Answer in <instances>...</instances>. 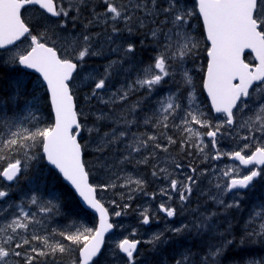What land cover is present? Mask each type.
Returning <instances> with one entry per match:
<instances>
[{
  "label": "snow or ice",
  "instance_id": "obj_1",
  "mask_svg": "<svg viewBox=\"0 0 264 264\" xmlns=\"http://www.w3.org/2000/svg\"><path fill=\"white\" fill-rule=\"evenodd\" d=\"M100 5L102 11L97 10ZM28 6H38L43 13L26 21L22 10ZM196 16L202 20L211 45L207 48L203 88L211 99L212 109L223 115L215 123L201 109L191 70L185 67L188 60L195 64L198 58L200 44L191 23ZM77 25L80 31L73 35ZM93 27L102 31L94 33ZM22 38L29 41L28 47L22 52L13 51ZM138 48L152 49L150 62H137ZM246 49L255 53L258 63L245 62L242 57ZM108 54L115 58L107 60L103 72L85 62L86 58H103ZM14 66L40 74L50 94L54 123L39 126L42 117L38 84L33 83L29 89L23 73L8 81L4 90L7 95H0V153H3L0 161H9L0 170V179L5 182L0 187V264H59V258L71 253L72 245L79 246L78 260L71 259L70 264H94L105 233L115 227L110 222L109 209L97 199L98 188L114 189L118 186L116 181L123 179L119 187L128 189L129 201L134 198L132 193L149 195L148 181L125 171L129 164L134 165V170L150 165V175L167 182L159 193L168 200L173 199L174 193L182 207L191 203L197 193L198 199L205 198V203L210 201L215 206L214 211L193 209V219L169 229L175 237H183L187 245H181L170 264H227L236 249L252 245L264 248V200L257 199L252 204L243 224L232 216L241 209L246 195L242 190L251 192L257 183L264 184V0H195L194 8L188 6V0H0V68ZM133 74L134 78L129 79ZM75 79L88 88L83 97L85 103L97 100L109 109L96 116L97 121L111 123L109 131L101 133L98 127L86 128V117L82 122L70 87ZM116 80L121 82L114 84ZM168 85L174 86L175 91L169 87L168 93L159 96L145 111V105L158 89ZM138 92L143 95L129 104V98ZM20 101L27 112L20 119L32 123V128L8 116L9 110L16 109ZM246 110L252 115L244 116ZM237 113L241 114L239 120ZM141 126L146 130L132 131L133 127ZM149 127L152 131L147 130ZM171 129L181 133V151L195 148L203 161L227 156L245 166L247 174L228 167L222 173L228 178L226 182H210L209 189H201L208 168H198L192 163L185 170L183 163L170 156V146L177 144L168 135ZM239 129H245L247 134L240 136ZM85 130L95 134V164L111 182L97 186L88 182L89 173L82 159L87 145L78 139ZM204 137L209 138L207 144ZM225 138L241 140L243 145L239 150L221 151L218 144ZM38 145L42 146L46 160L59 170L86 205L99 213V226L95 229L58 232L69 244L53 242L50 234L40 235L41 229L37 227L43 225L40 214L60 213L61 196L51 194L46 199L31 191L19 202L9 200L16 190L12 185L18 187L22 174L38 163L40 152L31 151ZM209 145L214 155L206 152ZM253 148L247 154L246 150ZM19 152L23 153V160L11 158L12 153ZM161 163L166 166L160 167ZM24 178L35 183L34 177ZM120 195L123 199L124 193ZM150 195L154 199L157 194ZM229 195L232 198L225 199ZM111 203L121 208L113 210L111 214L115 217L130 207L115 200ZM159 208L167 217L178 214L176 207L165 203ZM141 215L142 222L148 224V210ZM140 243L125 237L116 249L127 264H137ZM145 243L152 246L156 255L172 241L159 232ZM242 264H264V258L243 260Z\"/></svg>",
  "mask_w": 264,
  "mask_h": 264
},
{
  "label": "rangeland",
  "instance_id": "obj_2",
  "mask_svg": "<svg viewBox=\"0 0 264 264\" xmlns=\"http://www.w3.org/2000/svg\"><path fill=\"white\" fill-rule=\"evenodd\" d=\"M189 6V5H188ZM190 7V6H189ZM43 12L41 11V10H39L38 8H36V7H29V8H27L26 10H24V12H23V14L24 15H26V17L28 18V20H34L35 19V17H37V16H40L41 14H42ZM55 21V19H52V22H54ZM191 23L193 24V25H195V23H194V21L192 20L191 21ZM78 26V25H77ZM69 27H71V25L69 26ZM75 32L76 33H78L79 31L77 30V28H76V30H75ZM73 33V35H75L76 33ZM100 40L102 41L103 40V37H101L100 38ZM28 44H29V41L28 40H24V41H22V42H20L18 45H16L15 46V48H13V51H17V50H19V51H23L24 49H26L27 47H28ZM96 46L97 47H99V44L97 43L96 44ZM58 48H59V46H57ZM109 58H112V59H114V57L111 55V54H108L107 55V57L105 58V59H109ZM106 60V61H107ZM190 61H192V60H188L186 63H185V65L188 63V62H190ZM198 61H202V59L201 58H197L196 60H195V64L196 63H198ZM86 63H87V61H86ZM139 63V62H138ZM88 64V63H87ZM195 64H193V65H195ZM188 66H186V68H187ZM200 68H201V66H199ZM13 67H10V68H8V71L10 70V69H12ZM192 68L193 67H190L189 68V70H192ZM188 69V68H187ZM10 73H11V71H9ZM197 72H195V73H193L192 74V77H193V81H194V84H196V81H195V74H196ZM19 74H21V72L20 71H17V72H13V73H11L10 75H12L13 77L14 76H17V75H19ZM9 75V74H8ZM9 75V80L12 78L11 76ZM23 76H24V78L26 79V80H28V82H29V89H31V87H32V84L33 83H36V84H38L39 85V88H37V94H40V91L39 90H41V87H42V85H41V82H39V80L37 79V78H34V79H31V77L30 76H27L26 75V73L25 74H23ZM177 80H179L180 78H176ZM121 81L119 80L118 81V83H117V85L120 83ZM77 83L79 84V79H76V81H75V84H74V86H77ZM7 86H8V83H7ZM79 86V85H78ZM170 85H168L166 88H168ZM165 87V86H164ZM174 87V86H173ZM175 88V87H174ZM195 88H196V90L198 91V100H199V102L201 101V98H202V93L200 92V90H198V88H197V86H195ZM253 91V90H252ZM88 93V91L87 92H84V91H82V93H81V97H82V99H81V109H80V113L84 116V117H86L87 118V116H88V114L90 113V111L94 108V103H92L91 102V104H87V103H85L84 102V100H83V97L86 95ZM106 98V97H105ZM138 98H135V99H133V101H136ZM187 103V102H186ZM202 106V103L200 102V107ZM104 111H106V110H101V112H104ZM247 111V110H246ZM101 112H99V114L101 113ZM206 115H207V117L209 118V119H211L214 123L216 122V120H217V118H220V119H223V116H217V115H214V116H212V115H209L208 113H205ZM249 114H246V115H244V116H248ZM27 116V114H26V111H25V115L24 114H19V115H15L14 116V118L15 119H17V120H19L21 123L23 122V120H21L20 118L21 117H26ZM237 116H238V120H239V113H237ZM176 123H179V120H177L176 121ZM93 125H94V127H98V125L96 126V124H95V122L93 123ZM26 127H30L29 125H25ZM39 126H41V127H45V126H47V124L46 123H43V121L41 120V123H40V125ZM194 128H198V129H200V131H202V132H204V131H207V129H202V128H200V126L199 125H192ZM93 126H92V124L90 125V123L88 122V121H86V128H92ZM99 128V127H98ZM13 130H15V129H13ZM86 131V130H85ZM172 131V130H171ZM178 134H180L181 135V133L179 132ZM247 134V132H246V130L245 129H239V135L240 136H243V135H246ZM169 135V134H168ZM85 145H87L86 146V148H85V150L87 149V150H89V154H88V156H87V158L84 156V161L87 163V166L90 168V171H91V174H92V176H93V183L97 186V185H99L100 183H102V182H104V183H108V182H111L110 180H109V177L108 176H106V175H104L103 173H101L100 171H98V169H97V166H96V164H95V157H94V149H95V140H96V136L95 135H93V133L92 134H90L88 131H86V133H85ZM204 140H205V143L207 144L208 142H209V138H207V137H204ZM231 140V141H230ZM221 142L223 141L224 143H223V145H220L219 144V149L221 150V151H233V150H235V149H238L239 150V148L240 147H242V145H243V141H241V140H236V139H231V138H225V139H222V140H220ZM239 145V146H238ZM186 150H190L191 152H192V154H194L195 155V158L196 159H198V157H200V159H202L203 160V156H201L200 154H198V151H197V149H195V148H188V147H186ZM31 151H32V149H31ZM33 153H35V152H37V151H32ZM206 152L208 153V155H214V154H211V153H214V151L212 150V149H210L209 151L206 149ZM0 154H2V153H0ZM171 156V155H170ZM172 157V156H171ZM224 157V156H223ZM186 158V157H185ZM22 160H23V156H22V158H21ZM40 159L45 163V161H44V159L42 158V155H40ZM227 159V156H225L224 157V159H223V161H225ZM176 162H179V163H184L183 162V160H180V161H176ZM46 164V163H45ZM162 164V163H161ZM159 165L160 167H163V164L162 165ZM187 164H189L188 162L187 163H185L184 165H185V170H186V166H187ZM47 165V164H46ZM2 166V161H0V167ZM222 167V170H220L219 169V171H218V174L220 175V176H222V173H223V171L224 170H226L228 167H235V168H237L236 166H234L232 163H227L226 164V167H224L223 165L221 166ZM125 171L126 172H128V173H132V175H133V177H144L147 181L149 180V177H151V178H153L151 175H150V173H151V171H149L148 173L147 172H145V171H142V170H140L139 169V167L138 168H135V170H134V166L133 167H130V168H128V165L127 166H125ZM240 171V170H239ZM243 173H246V172H243ZM37 178V179H36ZM36 178H35V185H36V187H37V189H31V190H29L26 194H31V191H40V190H43V191H47V192H52L53 190H54V186H50V184H48V182H46V180L45 179H41L40 177H38V176H36ZM112 179H115V177H113ZM117 182V184H118V186L116 187V188H114V189H116L115 191H114V189L113 188H108V189H100V188H98L99 189V191H98V197H99V199L110 209V211H111V213L113 212V210H116V211H120L121 210V208H117L115 205H113L111 202L113 201V200H115L116 202H117V204H120V205H123L124 203H128L129 205H130V207L129 208H127V209H123V214L120 216V217H116V218H118L117 219V221H118V223H117V230H116V232L109 238V243H108V245H107V247H106V250H105V253L103 254V256L101 257V259L98 261V264H127V261H126V259L125 258H123L120 254H119V252H118V250L116 249V245H117V243L120 241V240H122L123 239V237H125V235H127V234H129V233H132V232H134V231H140V232H146V231H142V230H145L143 227H141L140 225L138 226H136L134 223H131V220L129 219V217H127L126 216V214L128 213V211H135V214L137 215V216H139V215H141L142 214V212L145 210V209H153V206H151L150 204H149V201L148 200H145V201H143L142 203H140V202H137L136 200H135V197H136V195L138 194V193H140V192H136V193H132V195H133V199L132 200H128L126 197H127V195L129 194L128 193V189L127 188H121V187H119V185L120 184H123V179H121V180H119V181H116ZM150 182H152V180H150ZM158 188L160 189V187L162 188V187H167V182L166 181H163L162 179H159L158 180ZM25 184H28V185H31V183L27 180L26 182H25ZM24 184V185H25ZM262 185H264V184H262ZM4 185L1 183V181H0V187H3ZM148 186V185H147ZM13 187V186H12ZM23 187V186H22ZM21 187V188H22ZM132 187H134V185L132 186ZM20 189V188H19ZM19 189H17V192L19 191ZM203 190H204V188H203ZM23 191V190H22ZM21 191H19V193H20ZM121 193H124V198L122 199L121 198ZM12 194V193H11ZM52 194H54V193H52ZM173 193H171V195H172ZM22 197H24L25 196V194H20ZM49 196H51V194H49ZM51 197H49L48 199H50ZM167 197H163V199H166ZM175 198L178 200V197L177 196H175ZM11 200V199H10ZM12 201V200H11ZM255 202V200H253V203ZM252 203V204H253ZM60 209H62V207L60 208ZM31 211H33V212H35L36 211V208L35 207H32L31 208ZM59 214H62V213H59ZM131 214H132V212H131ZM130 214V215H131ZM84 215V213H82V215H76V214H74V215H72L70 218H68V219H66V221H67V223H61V222H58V223H55L54 224V227L56 226L57 228H56V230H57V232H59V231H75L77 228H79L81 231L84 229V228H93V226L95 225V218L91 215V216H87V213H86V216H83ZM52 216V215H51ZM51 216H45L44 214H40V218H43L44 219V221H43V225L42 226H40V225H38L37 227L38 228H40L41 230H40V232H44V230H49L50 228H49V225L48 224H52L53 223V221H54V219L53 220H51V221H49L48 220V218L49 217H51ZM78 216V217H77ZM114 216V215H113ZM56 217L57 218H60V216H58V214L56 215ZM55 217V218H56ZM74 217H77L78 219L77 220H75L74 219ZM115 217V216H114ZM65 219H63V220H65ZM191 219H193L191 216H190V214H189V216L187 217V220H191ZM133 224V225H132ZM181 225V223H179V222H176L175 224L174 223H172V224H169L168 226L170 227V228H174V227H179ZM70 226V227H69ZM173 226V227H172ZM43 227V228H42ZM51 227H52V225H51ZM42 229H43V231H42ZM53 229H55V228H53ZM160 232V230H156V231H152V233H144V234H146L147 236H145V237H147V238H151L152 236H153V234L154 233H159ZM49 234H50V240H52L53 242H55V241H60V242H62V243H65V244H69V242H67V241H65L61 236H59L58 235V233H53V231L50 229L49 230V232H48ZM71 248H72V252H75V254L78 252V248H79V246L78 245H72L71 246ZM71 259H76L75 258V256L74 257H72ZM63 261H65L66 262V264H69L70 263V261L71 260H67V259H64ZM137 264H146L145 262H143L142 261V259H140V258H138L137 259Z\"/></svg>",
  "mask_w": 264,
  "mask_h": 264
},
{
  "label": "bare ground",
  "instance_id": "obj_3",
  "mask_svg": "<svg viewBox=\"0 0 264 264\" xmlns=\"http://www.w3.org/2000/svg\"><path fill=\"white\" fill-rule=\"evenodd\" d=\"M98 11H102L103 10V5H100V7L97 9ZM82 20H84V22H87L85 19H84V17L82 18ZM55 22V21H54ZM77 30H79L78 29V27H77ZM100 31H102V29L100 28V27H98V28H94V29H92V32H100ZM76 33V32H75ZM97 47V46H96ZM138 50L139 51H137V62H139V61H143L145 64H147L148 62H150V56L151 55H153V52H152V49H148L147 51H145V50H143V49H139L138 48ZM205 55L207 56V51H206V53H205ZM113 56V55H112ZM107 57V55L105 56V57H103V58H101V57H89L88 59H87V63L88 64H90V65H93V66H96V67H98L99 68V70H100V72H103V65L104 64H106L107 63V59H105ZM114 58H115V56H113ZM190 62H192V61H190ZM193 63V62H192ZM187 66V64L185 65V67ZM188 68V67H187ZM190 68V67H189ZM188 68V69H189ZM7 70V69H6ZM12 70V69H11ZM10 71V70H9ZM8 72V71H7ZM13 72H17V71H12L11 73H13ZM8 74H10V72L8 73ZM198 75V72L195 74V78H197L196 76ZM129 79H132V78H134V74L133 75H131V76H129L128 77ZM176 78H180V76L179 75H177V77ZM169 79V78H168ZM118 81L119 80H116V81H114V84H117L118 83ZM195 81H198V80H196L195 79ZM79 85V94L81 95V93H82V91H84V92H87L88 91V88H86V87H84L81 83H80V81H79V84L77 83V86ZM196 86H197V88H198V90H199V88H200V86L197 84V82H196ZM76 87V86H75ZM170 87V86H169ZM168 87V88H169ZM172 87V89L175 91V88L173 87V86H171ZM8 88V86L6 85V87L5 88H0V92H5L4 90L5 89H7ZM202 90H203V88H202ZM47 92V91H46ZM6 94H7V92H5ZM3 94V93H2ZM47 94H48V92H47ZM143 95V92H138V93H136V94H134V95H132L130 98H129V101H128V103L129 104H131V103H133V102H135V101H133V99H135V98H139L140 96H142ZM77 96V95H76ZM159 96H160V94L158 93V91H157V93H155L153 96H152V98H151V101L149 102V104H147V105H145V107H144V110L145 111H148L149 110V108L150 107H152L153 106V102L154 101H156L158 98H159ZM78 97H80V96H78ZM48 99H49V96H48ZM50 102V101H49ZM92 103H94V108L90 111V113L88 114V116H87V120L88 121H90V122H95V124H96V126L98 125V127L100 128V131H101V133L102 132H106V131H109V129H110V127L112 126L111 125V123L110 122H106V121H97L96 120V116L97 115H100L99 114V112H101V110H106V111H104V112H108L109 111V109L105 106V105H103V104H101L100 102H98L97 100H92ZM49 107H50V105H49ZM50 111H51V109H50ZM49 120V119H48ZM51 122V121H50ZM91 125V124H90ZM92 126L94 127V125L92 124ZM146 129H145V127H143V126H141V127H139V128H136V127H133L132 128V131H140V132H143V131H145ZM147 130L148 131H152V129L149 127V128H147ZM172 130V131H171ZM171 130H169V132H168V134L169 135H171L174 139H176L177 140V144H175V145H171L170 146V155L172 156V157H174L175 158V160L176 161H180V160H183V162L184 163H191V161H192V159H193V161L195 160V163H196V166L198 167V168H202L203 167V163H204V161L202 160V159H200V157H198V159H196L195 158V155L194 154H192V152L190 151V150H186V148H185V150L184 151H181V149H180V144H179V141H180V139L182 138L181 137V135L180 134H178L180 131L179 130H176V129H171ZM93 135H95L94 133H93ZM231 141V140H230ZM223 141L220 143L219 142V144L220 145H223ZM239 146V145H238ZM235 150H237V149H235ZM191 153V155L189 156L188 155V153ZM18 155V154H17ZM162 156H165V155H169V154H164V153H162L161 154ZM14 156H15V154H14ZM84 156L87 158V156H88V154H84ZM186 157V158H185ZM222 158V157H221ZM223 159H224V157H223ZM45 161V160H44ZM211 161H213V160H211ZM217 161V160H216ZM45 163H46V161H45ZM41 159H39V161H38V163H33L32 164V166H31V168L25 173V174H22V176H21V179H20V181H19V185H18V187H17V185L16 184H13L12 186H13V188H16V190L15 191H17V189H19V191H21L20 192V194H26L29 190H33V189H37V187H36V185H35V183H31V185H28V184H25V182L27 181V179H25L24 177L25 176H27V177H29V176H31V175H33V174H35L36 176H38L39 175V173H47V175H44L45 176V180H46V182H48V184H50V186L52 187V186H54V190L56 191V192H54V194H56V195H61L60 194V192L59 191H61V190H59L58 191V186H57V183L56 182H54V180L53 181H50V174H49V172H50V168H49V166L48 165H46ZM163 164V167H165L166 165L164 164V163H162ZM161 164V165H162ZM206 165V164H205ZM204 165V166H205ZM208 165H209V163H208ZM134 165H131V164H129L128 165V168H130V167H133ZM206 167V166H205ZM208 167V166H207ZM213 168V167H212ZM139 169L140 170H142V171H145V172H149V171H151L152 169H151V166L149 165V166H143V165H141V166H139ZM211 169V168H210ZM215 169V168H214ZM52 170V169H51ZM52 173V172H51ZM41 177L43 176V174H41L40 175ZM50 177V178H49ZM55 178V177H54ZM43 179H44V177H43ZM57 181V180H56ZM203 181H206V180H203ZM159 183V182H158ZM25 184V185H24ZM149 184V183H148ZM150 185H152L151 183H150ZM149 185V186H150ZM23 186V187H22ZM148 186V187H149ZM260 186V185H259ZM22 187V188H21ZM159 187V186H158ZM61 188V187H60ZM150 188V187H149ZM161 188V187H160ZM204 190H207V189H209L210 188V186L209 185H205L204 187ZM258 188H260V187H258ZM261 189V188H260ZM23 190V191H22ZM18 191V192H19ZM61 192H63V191H61ZM258 192V191H257ZM256 192V193H257ZM259 192H260V190H259ZM255 193V192H254ZM255 193V194H256ZM64 195L65 194H63V198H64ZM247 195V194H246ZM251 195H253L252 193H251ZM250 195V196H251ZM260 196V194L259 193H257V196ZM259 196L258 197H256V198H254L255 199V201L257 200V199H260L259 198ZM66 197H67V195H66ZM69 197V196H68ZM166 197V196H165ZM244 198H246V196L244 197ZM250 199V198H253V197H247V199ZM68 199V198H67ZM167 199V198H166ZM225 199H229V198H226L225 197ZM246 199V200H247ZM262 199V198H261ZM17 200V199H16ZM19 200H21V199H19ZM69 200V199H68ZM135 200L137 201V202H140V200H139V197L138 196H136L135 197ZM61 201V200H60ZM63 201V200H62ZM245 201V200H244ZM248 202V201H247ZM246 202V203H247ZM61 203V202H60ZM63 203V202H62ZM68 203V202H67ZM208 203V202H207ZM207 203H205V198H199L198 199V196H195L193 199H191V203H189L188 204V206H190L191 208H195V209H197V208H199V211L200 212H206V211H214L215 210V206L214 205H208ZM252 203H253V201H252ZM251 203V204H252ZM65 204H66V202H65ZM61 205H63V204H61ZM245 206V205H244ZM247 206V205H246ZM252 206V205H251ZM63 208H64V205H63ZM242 208H244V207H242ZM241 208V209H242ZM246 210H248L247 208H246ZM84 211H86V212H88V214L90 215H92L94 218H95V223L97 222V215L94 213V212H92V211H90L89 209H87V210H84ZM242 211V210H241ZM243 211H245V210H243ZM242 211V212H243ZM237 212V211H236ZM241 212V213H242ZM247 212V211H246ZM179 213V212H178ZM241 213H240V217H241ZM158 214V213H157ZM243 214H245L244 212H243ZM56 215L57 214H52V216L51 217H49L48 218V220L49 221H51V220H53L55 217H56ZM67 215V214H66ZM66 215H64V216H66ZM90 215V216H91ZM162 215V214H161ZM180 215V214H179ZM237 215V214H236ZM236 215H234L235 217H236ZM239 215V214H238ZM247 214H245V216H246ZM157 216V215H156ZM190 216L193 218V214L192 213H190ZM160 217V216H159ZM239 217V218H240ZM247 217V216H246ZM245 217V218H246ZM65 218V217H64ZM154 218V217H153ZM156 218V217H155ZM244 218V217H243ZM245 218L243 219V220H245ZM43 221H44V219L43 218H41ZM66 219H68V218H66ZM161 219V218H160ZM241 219V218H240ZM157 220V219H156ZM168 220V219H167ZM238 221V220H237ZM189 222V221H188ZM176 223V222H175ZM174 223V224H175ZM240 223V222H239ZM240 224H243V223H240ZM133 225V224H132ZM137 226V225H136ZM139 226V225H138ZM39 227V226H38ZM173 227V226H172ZM43 228V227H42ZM42 231H43V229H42ZM142 231H144V230H142ZM172 238V237H171ZM172 240H173V238H172ZM183 240V239H182ZM178 241V240H177ZM179 242V241H178ZM180 242H182V241H180ZM177 243V245H176V247H177V249H178V251H179V249L181 248V245L183 244H181V243ZM186 244V243H185ZM257 246V245H256ZM255 246V247H256ZM250 248H251V246H249ZM253 247H254V245H253ZM252 247V248H253ZM259 247V245L257 246V248ZM173 249H174V247H173ZM249 249V248H248ZM255 249V248H254ZM253 249V250H254ZM262 249V248H261ZM171 250V249H170ZM176 251V250H175ZM251 251H252V249H251ZM237 252V251H236ZM244 253H245V251H243ZM264 252V251H263ZM262 252V253H263ZM163 253H164V251H163ZM165 253H166V251H165ZM241 252H239V254H240ZM255 253V252H254ZM157 254V253H156ZM168 254V253H167ZM170 254V253H169ZM177 254V253H176ZM175 254V255H176ZM252 254H253V252H252ZM260 254V253H259ZM264 254V253H263ZM165 255V254H164ZM245 255V254H244ZM247 256L249 255V254H246ZM254 255V254H253ZM256 255V254H255ZM254 255V256H255ZM258 255V254H257ZM256 255V257L258 258V256ZM177 256V255H176ZM233 256V255H232ZM252 256V255H251ZM165 257H166V255H165ZM237 257V256H236ZM167 258V257H166ZM242 258H243V256H242ZM241 258V259H242ZM169 259H170V257H169ZM172 259V258H171ZM237 259H238V257H237ZM240 259V260H241ZM247 259V258H246ZM252 259V258H251ZM240 260H238V263L239 262H241ZM172 261V260H171ZM236 261V260H235ZM237 262V261H236ZM238 263H236V264H238ZM239 264H241V263H239Z\"/></svg>",
  "mask_w": 264,
  "mask_h": 264
},
{
  "label": "trees",
  "instance_id": "obj_4",
  "mask_svg": "<svg viewBox=\"0 0 264 264\" xmlns=\"http://www.w3.org/2000/svg\"><path fill=\"white\" fill-rule=\"evenodd\" d=\"M87 15V13L85 12V16ZM83 18V17H82ZM84 21V20H83ZM86 23V22H85ZM195 37H196V39L199 41V44H200V48H199V52H198V57L199 58H201L202 60H204L205 58H206V55H205V53H206V51H207V48L206 47H203V39H202V34L201 33H199V32H197L196 33V35H195ZM139 51V50H138ZM8 71V68H7V70L6 69H3V68H0V88H5L6 87V85H7V83H8V81H9V75L11 74H9L8 75V73H9V71ZM10 71L12 72V71H22L23 72V70H21L18 66H14L13 68H12V70L10 69ZM27 76H30L31 77V79H34V78H37V76L35 75V74H33V73H27L26 74ZM12 78H13V76L12 75H10ZM15 77V76H14ZM197 78H196V80H198V81H196L197 82V84L200 86V88H199V90H200V92L203 94V90H202V85H200V82H201V76H200V74H198L197 76H196ZM165 87H167V86H165ZM40 91V94H38L39 96H40V98H41V104H40V114H41V117H42V121H43V123H46L47 124V126L48 125H50V124H52V111H50V107H49V105H50V102H49V99H48V94H47V92H46V90H45V88L44 87H41V90H39ZM3 93V94H2ZM0 95H7L5 92H0ZM77 96V100L78 101H81V99H82V97H81V95L79 94V92H77V94H76ZM78 96H80V97H78ZM24 102L23 101H20L19 102V106L16 108V109H12V110H9V112H8V116L9 117H14V114L15 115H19V114H24L25 115V111H24ZM26 114H27V112H26ZM49 119V120H48ZM51 121V122H50ZM22 125L23 126H25V125H29L30 127L29 128H32L33 127V124L32 123H27L26 121H24L23 120V122H22ZM40 148H41V146L40 145H38L35 149H32V151H40ZM3 154V153H2ZM14 154H15V156H14ZM18 154V155H17ZM22 156H23V153L22 152H19V153H12V159H15V158H22ZM7 162H9L8 160H5V161H2V166H6L7 165ZM52 172V173H51ZM41 174H43V176L41 177L40 175ZM49 174L51 175L49 178H50V181H53L54 179V182H56L57 183V186H58V191L59 190H61V191H63V192H61V191H59L60 192V194L61 195H59V196H61V204H63L64 205V208H63V205H62V214H58V216H60V218H54V221H53V223H52V227H51V230L53 231V228H57L56 226L54 227V224L55 223H58V222H61V223H67V221H66V219L65 218H70L72 215H74V214H78L79 216L80 215H82V213H84V215L83 216H86V213H87V216H90L89 214H88V212H86V211H84L82 208H81V206L78 204V202H77V199H76V197H75V195L73 194V192L70 190V188L61 180V178L57 175V173L55 172V171H53V170H51L50 169V172H49ZM44 175H47V173H39V175H38V177H40L42 180H43V177H44V179H45V176ZM55 177V178H54ZM57 180V181H56ZM260 185V186H259ZM258 185V187H260V188H258L257 187V189H255L254 191H251V192H248L247 193V195H245L246 196V198H244V200H243V202H242V205H241V208L242 207H244V208H242V209H240V210H238L237 212L236 211H234L233 213H232V216H234V215H236V221L238 220L240 223H243L244 222V218L246 217V216H248V213H249V209L251 208V203H252V201L253 200H255L254 198H256V197H258L257 196V193H259L260 194V196H259V198H260V200H264V185H262V184H259ZM61 187V188H60ZM259 190H260V192H259ZM258 191V192H257ZM256 194H255V193ZM251 193L253 194V195H251ZM63 194H65L64 195V198H63ZM66 195H67V197H66ZM251 195V196H250ZM69 196V197H68ZM247 197H253V198H248L247 199ZM69 200H68V199ZM262 198V199H261ZM247 199V200H246ZM63 200V201H62ZM248 201V202H247ZM63 202V203H62ZM65 202H66V204H65ZM68 202V203H67ZM247 202V203H246ZM245 205V206H244ZM247 205V206H246ZM246 208L248 209V210H246ZM243 210H245V211H243L245 214H247L246 216H245V214H243V212L242 211ZM247 211V212H246ZM242 212V213H241ZM240 213H241V217H240ZM67 214V215H66ZM239 214V215H238ZM64 215H66V216H64ZM65 217V218H64ZM78 217V216H77ZM77 217H74V219L75 220H77L78 218ZM241 219H240V218ZM244 217V218H243ZM247 218V217H246ZM245 218V219H246ZM63 219H65V220H63ZM70 227V226H69ZM56 233H58V232H56ZM180 242V241H179ZM178 241H177V243H179ZM180 243H182V242H180ZM185 246H187L186 244H185ZM256 245H254V247H253V245L251 246V248L250 247H247V248H245V249H236L235 250V253H233L231 256H230V258H229V261L227 262V264H236V263H238V260H240L241 258H242V256H243V258L240 260L241 262H239V263H241L242 264V261L243 260H248V259H256V260H260V259H262V258H264V248H262L261 246H259L258 248H257V246L255 247ZM173 247H174V245L170 248L171 250H169L168 251V249H167V251H166V253H164L165 255H166V257H168V259H169V257H170V262H171V260L173 259V257H175L177 254H178V249H177V247H174V249H173ZM253 247V248H252ZM249 248V249H248ZM255 248V249H254ZM262 248V249H261ZM251 249H252V251H251ZM254 249V250H253ZM166 250V249H165ZM176 250V251H175ZM237 251V252H236ZM243 251H245V253L243 252ZM239 252H241L240 254H239ZM252 252H253V254L255 255H257L258 256V258L256 257V255L254 256L253 254H252ZM255 252V253H254ZM263 252V253H262ZM168 253V254H167ZM170 253V254H169ZM177 253V254H176ZM260 253V254H259ZM176 254V255H175ZM245 254V255H244ZM246 254H249L248 256L246 255ZM76 255H77V253H76ZM76 255H75V252H72L71 251V253L70 254H67V255H64L63 257H61V258H63V259H67V260H71V258L72 257H74L75 256V258H76ZM252 255V256H251ZM238 257V259H237V257ZM172 258V259H171ZM247 258V259H246ZM155 259H156V257H155ZM237 262H236V261ZM153 263L154 264H156V262H155V260H153ZM238 263V264H239ZM170 264V263H169Z\"/></svg>",
  "mask_w": 264,
  "mask_h": 264
},
{
  "label": "flooded vegetation",
  "instance_id": "obj_5",
  "mask_svg": "<svg viewBox=\"0 0 264 264\" xmlns=\"http://www.w3.org/2000/svg\"><path fill=\"white\" fill-rule=\"evenodd\" d=\"M220 143H221V141H220ZM209 149H211V146H209L208 147ZM218 148H219V144H218ZM208 150V149H207ZM209 151V150H208ZM215 154V153H214ZM225 157V156H224ZM228 158V157H227ZM221 160H223V157L222 158H220L219 160H213V161H211V159H209V160H207V161H204V165L208 168V173H211V172H214L216 169H214V167L215 166H217V164L218 163H220V161ZM227 160V159H226ZM192 163H194L195 165H196V163H195V160L193 161V159H192V161H191V163L190 164H192ZM208 163H209V165H208ZM203 165V167H205ZM202 167V168H203ZM213 167V168H212ZM211 168V169H210ZM152 178L151 177H149V180H148V183L149 184H147L148 186L150 185V183L152 184V185H150L149 187L150 188H153L154 186H153V182H150V180H151ZM203 180H206V177L203 179ZM202 182H205V181H202ZM149 187H147L148 189H150ZM211 187V186H210ZM155 188V187H154ZM210 204H212V203H210ZM173 207H176V204L173 206ZM195 209V208H194ZM192 210H193V208H191L190 206L188 207V215L190 214V213H192L193 214V212H192ZM178 214H177V216H175V217H172V220H176V218L177 217H179V214H180V211L178 210ZM158 213V214H157ZM149 214V216H151L152 218L154 217V219L156 220H160V223H164V222H167V219H169V217H167V215H166V213H161V212H150V213H148ZM162 214V215H161ZM157 215V216H156ZM160 216V217H159ZM150 217V218H151ZM156 217V218H155ZM161 218V219H160ZM172 235V238H173V240H172V238H170V240H172V241H177V240H180V241H182V243H183V245L185 246V241H184V239H183V237H180V238H177V237H175L173 234H171ZM183 239V240H182ZM181 243V244H182ZM163 251H164V253H165V249L164 248H161L158 252H157V255L162 259L161 261H163V258H166L165 257V255H164V253H163ZM148 252H151V250H148ZM146 260V259H145Z\"/></svg>",
  "mask_w": 264,
  "mask_h": 264
},
{
  "label": "water",
  "instance_id": "obj_6",
  "mask_svg": "<svg viewBox=\"0 0 264 264\" xmlns=\"http://www.w3.org/2000/svg\"><path fill=\"white\" fill-rule=\"evenodd\" d=\"M245 51H251L250 49H246ZM254 54V56H255V53H253ZM258 62V61H257ZM26 69V68H25ZM27 70H30V71H33V72H35V73H37L35 70H33V69H27ZM39 76H40V74L39 73H37ZM41 77V76H40ZM41 79H42V77H41ZM45 85H46V83H45ZM205 91H206V89H205ZM206 93H207V91H206ZM50 94L48 93V96H49ZM75 100V99H74ZM50 101V100H49ZM50 106H51V104H50ZM51 111H52V114H53V116H54V111L52 110V108H51ZM45 160H46V158H45ZM46 162L50 165V166H52V167H54L55 168V166L54 165H51L47 160H46ZM55 169H57V168H55ZM58 170V169H57ZM59 171V170H58ZM62 177H63V175H62ZM68 184H69V186L74 190V188L70 185V183L68 182V181H66ZM89 182V181H88ZM75 191V190H74ZM76 193V192H75ZM76 195L78 196V199H79V201H80V203L82 204V206L83 207H85L86 209H89L90 211H92V212H94L96 215H97V218H98V223H97V227L99 226V213L98 212H96L94 209H91L90 207H88L87 205H86V203L83 201V199L79 196V194L78 193H76ZM109 219H110V216H109ZM113 231V229H111L109 232H107V233H105V236L108 234V233H110V232H112ZM105 236H104V238H105ZM104 245V244H103ZM103 245H102V248H103ZM102 248H101V250H102Z\"/></svg>",
  "mask_w": 264,
  "mask_h": 264
}]
</instances>
